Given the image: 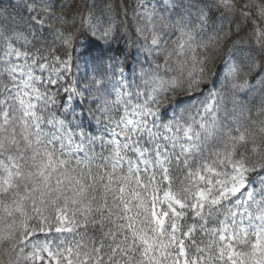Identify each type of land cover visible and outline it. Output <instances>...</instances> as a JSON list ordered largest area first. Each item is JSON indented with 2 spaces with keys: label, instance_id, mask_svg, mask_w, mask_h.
Returning a JSON list of instances; mask_svg holds the SVG:
<instances>
[{
  "label": "snow or ice",
  "instance_id": "snow-or-ice-1",
  "mask_svg": "<svg viewBox=\"0 0 264 264\" xmlns=\"http://www.w3.org/2000/svg\"><path fill=\"white\" fill-rule=\"evenodd\" d=\"M69 7L0 0V264H264V194L248 191L255 164L245 155L264 161V4L212 5L224 36L238 37L218 74L239 111L221 150L207 154L224 96H204L210 70L193 32L180 26L166 49L164 67L175 58L177 74L154 73L143 88L125 76L126 59L92 56L114 82L113 99L97 108L70 78L68 50L84 32L65 26L78 18L110 37L114 5L93 0L86 15ZM153 15L143 11L148 24ZM208 19L201 9L199 22ZM151 44H160L155 25ZM241 93L250 104H238Z\"/></svg>",
  "mask_w": 264,
  "mask_h": 264
},
{
  "label": "clouds",
  "instance_id": "clouds-1",
  "mask_svg": "<svg viewBox=\"0 0 264 264\" xmlns=\"http://www.w3.org/2000/svg\"><path fill=\"white\" fill-rule=\"evenodd\" d=\"M65 2L70 3L69 15H73L76 11L84 12L86 15V10L83 8L85 0H65ZM110 2L114 5L111 13L114 31L110 37L100 38L98 36L97 38L102 40L108 49L116 44L123 45L122 49H117L123 53L118 58L126 59L127 64L131 66L125 76L134 86L138 84L143 88L145 80L150 79L154 73H159L165 79L176 75L175 58L168 61L171 70H166L164 67L166 49L176 39L180 26L193 32L195 51L199 56L208 59L207 66L210 70L208 81L201 85L204 96H208L211 92L223 93L224 96L219 112L214 113L217 116L216 132L209 135L205 146L206 154L211 151H220L223 146L221 133L234 123L239 109L238 105H234L230 100L231 81H225L223 74H218V70L231 59V54L235 51L232 47V41L238 38L235 35L224 36V33L229 31L228 24L222 20L223 13L212 7L213 4L218 3V0H134V2L129 3L126 16L120 12V9L124 7V0H120L119 5H117V0H110ZM233 2L235 5L264 4V0H233ZM16 3H19V0H16ZM100 4L102 6L103 0H100ZM139 5H143L144 8L139 7ZM209 7H211V12L208 10ZM145 9H154L151 24L145 21L143 16ZM201 9L209 16L207 23L204 24L198 20ZM238 11L239 9L230 18H234ZM257 11L256 7H250L248 14L250 19L260 24L261 20ZM153 25H155L160 36L158 47L151 44ZM139 26L144 27L143 33L137 31ZM65 27L78 33L89 32V25L87 23L81 24L78 18L75 23L69 22ZM214 34H216V39L213 38ZM217 42L219 43L218 49L212 46ZM206 43H208V47L204 46ZM68 51L70 52V49ZM108 54L112 55L111 52ZM77 67L80 68L79 79L72 76V72L70 78L73 84L78 83L80 89L85 92L89 104L95 100L98 101L97 108H101L105 100L111 101L113 99L114 92L113 96H109L108 93L113 91L114 82L110 73L106 72L103 62H93L90 58L85 59L83 65H77ZM253 78L260 79L256 76V72L250 74L249 80L252 81ZM115 79L118 81L120 77L117 76ZM97 89L100 91H96ZM89 90L96 92V95L88 96ZM251 100V96L245 98V94L241 93L238 104H250ZM256 103H259L258 95ZM253 115H255L254 112ZM245 155L252 164H255L254 171L249 173L248 191L254 192L259 199L264 194L261 185V181L264 180V161H261V158L255 153H245Z\"/></svg>",
  "mask_w": 264,
  "mask_h": 264
},
{
  "label": "trees",
  "instance_id": "trees-1",
  "mask_svg": "<svg viewBox=\"0 0 264 264\" xmlns=\"http://www.w3.org/2000/svg\"><path fill=\"white\" fill-rule=\"evenodd\" d=\"M97 3L100 0H96ZM134 2V0H124V6L128 7L129 3ZM12 3H16V0H12ZM93 0H85L84 4H92ZM120 0H117V5H119ZM122 14V13H121ZM123 45L116 44L108 49L104 42L98 39L95 36H92L90 32H84L83 35H79L78 40L75 42L73 49H70V52L73 57V71L72 76L79 79L80 68L77 65H83L85 59H90L92 56H95L99 51H107L111 52L112 55L122 56L123 53L121 51H117V49H122Z\"/></svg>",
  "mask_w": 264,
  "mask_h": 264
}]
</instances>
